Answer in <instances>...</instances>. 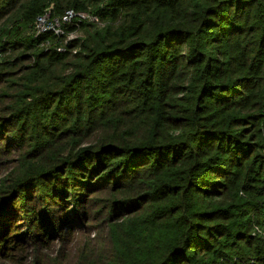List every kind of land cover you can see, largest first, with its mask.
<instances>
[{
	"label": "trees",
	"instance_id": "1",
	"mask_svg": "<svg viewBox=\"0 0 264 264\" xmlns=\"http://www.w3.org/2000/svg\"><path fill=\"white\" fill-rule=\"evenodd\" d=\"M0 51V263L264 264V0H0Z\"/></svg>",
	"mask_w": 264,
	"mask_h": 264
},
{
	"label": "rangeland",
	"instance_id": "2",
	"mask_svg": "<svg viewBox=\"0 0 264 264\" xmlns=\"http://www.w3.org/2000/svg\"><path fill=\"white\" fill-rule=\"evenodd\" d=\"M97 20V19H96ZM61 35H65V40L63 44H57V45H50L49 43L42 44V46L46 49L49 47H57L58 50H63V47L68 43V41L73 40L80 36L79 32L76 31H66L64 30V33ZM66 42V43H65ZM75 51V50H74ZM2 52L0 51V60L2 58ZM13 156H16L14 154ZM18 159L11 160L8 163H6L4 166L0 168V183L3 182L5 179L10 178L13 176L11 173L13 172L14 168L18 166L19 162ZM257 232L264 237V231L262 229L257 227ZM83 233H77V237L75 241L70 243H64L60 240H56L54 244V248L51 250L45 249L43 253H47L48 255L43 257V260H40V264H97L98 260L97 258H94L93 256V250L88 245L90 242V239H83L81 236ZM86 236V235H85ZM89 236H96V233H90ZM82 238V239H81ZM96 243L94 242V246ZM36 253V252H34ZM31 251V256L29 255L30 252H24V254L27 255V260L19 261L17 260V264H36L35 261V255ZM21 255V254H19ZM8 261L3 260L0 264H7ZM101 260H99L100 264ZM254 260H251L250 263L252 264Z\"/></svg>",
	"mask_w": 264,
	"mask_h": 264
},
{
	"label": "built area",
	"instance_id": "3",
	"mask_svg": "<svg viewBox=\"0 0 264 264\" xmlns=\"http://www.w3.org/2000/svg\"><path fill=\"white\" fill-rule=\"evenodd\" d=\"M82 19L95 21L97 16L89 12H75L73 9H68L61 17L52 18L51 12L47 11L37 17L36 35L48 31L61 35L64 33L66 24H72L73 21Z\"/></svg>",
	"mask_w": 264,
	"mask_h": 264
}]
</instances>
